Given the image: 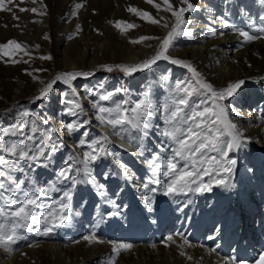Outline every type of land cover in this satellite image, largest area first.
Returning a JSON list of instances; mask_svg holds the SVG:
<instances>
[{"label":"bare ground","instance_id":"bare-ground-1","mask_svg":"<svg viewBox=\"0 0 264 264\" xmlns=\"http://www.w3.org/2000/svg\"><path fill=\"white\" fill-rule=\"evenodd\" d=\"M190 2L200 7L198 14L192 16L194 34L191 43L176 54L201 61L207 70L208 82L215 89L244 81L232 96L221 101L226 106L237 102L228 117L243 132L242 145L236 151L226 149L224 158L216 152L205 154L204 161H198L195 166L176 158L178 169L185 170L187 164L186 170L196 171L197 175L183 192L166 195L174 174L165 176L164 173L178 145L163 135L162 119L154 120V130L146 131V145L139 150L114 135L109 127L97 125L99 139L103 141L106 134L120 153L114 157L112 167L106 168L100 160L96 171L93 167L96 168L97 161L95 165L91 161L87 167L91 174L87 175L88 189L84 192H77L74 179L58 180L60 170L52 177L35 168L20 201L25 194L54 185L56 190L40 197L31 211L36 217L47 216L48 212L59 210V204L64 202L69 204L65 210L69 219L46 235L44 225L30 224L32 230L24 229L26 242L12 244L11 254L0 248V264H109V257L116 255L113 246L122 243L131 244L132 248L122 250L115 264H264L260 262L264 255V32L259 31L264 28V4L260 0ZM180 6L178 0L176 7ZM162 18L155 32L145 28V36L163 38L170 31L175 18L168 11ZM164 23L169 27H163ZM233 29L248 31L260 38L244 42ZM210 31L217 35L208 34ZM107 34L109 38L112 36L109 30ZM132 38L139 36L117 37L114 49L106 38L101 44H94L95 53H90L87 42L74 59L63 56L60 68L82 72L99 63H140L160 44L157 39L145 40L137 50L129 41ZM162 60L156 62L158 70L168 76L172 63L167 60L163 64ZM150 86L146 88L149 106L157 110L163 96L158 89L151 91ZM41 88L39 85L36 91ZM21 90L19 87L18 92ZM80 98L86 97L82 94ZM74 100L81 103L79 98ZM207 103L212 107L211 98H207ZM86 118L82 114L81 118L72 119L81 124ZM56 122L60 128L61 119ZM53 155L59 165L58 156ZM211 156L235 160L236 164L230 173L223 172L216 164L207 162ZM120 164L125 165L126 172H121ZM204 168L210 169L209 175L203 174ZM217 180L224 183L217 184ZM209 183L211 190L195 191L201 184ZM65 192L71 194V200L64 197ZM37 228L41 235L36 234ZM91 235L102 242L89 243L83 239ZM169 236L172 241L167 240Z\"/></svg>","mask_w":264,"mask_h":264},{"label":"rangeland","instance_id":"rangeland-1","mask_svg":"<svg viewBox=\"0 0 264 264\" xmlns=\"http://www.w3.org/2000/svg\"><path fill=\"white\" fill-rule=\"evenodd\" d=\"M63 1L11 0L9 2V0H5L4 9H0V44L7 43L9 40H16L22 46L20 49L10 47L4 50L7 54H0V129L8 128L12 125L17 126L16 135H10L5 138L4 142H0V156L5 155V143L24 144L35 151L37 145L43 140L45 147L44 155L36 161H16L15 170L11 172V175L14 179L24 183L15 196H12V193L7 190H0L3 196V199L0 200V205L6 203L9 198L14 199L17 203L20 202L22 190L31 182L30 174L35 168H40L45 175L53 177L58 170L65 168L68 164H72V177L76 182L77 192L86 191L88 183L85 165L79 161L83 160L82 153L92 152L93 148H104L103 153H96L97 159L92 163L95 165L97 161V164L96 168L93 167V169L98 171V161L100 160L106 168L112 167L114 157L120 155V153L117 152L110 140L106 142L99 139L97 125L109 127L112 132L120 131L121 126L113 129L110 125L101 124L96 118L99 113L93 107V104L111 109L119 106L121 110L128 109V115L131 116L133 114L130 110L148 96L147 86L151 85V91L158 89L156 91H159L163 96V103L157 110L149 106V110L152 113L151 117L146 118L149 127L147 129H133L130 125L123 126V139L139 150L146 145V131L150 130L153 132L154 120L157 117L162 119L163 132L168 127L165 123L167 112L164 109L171 103L176 83L181 82L182 85H186L189 81L194 83L192 74L182 65L172 64L173 69L169 71L168 79L165 81L166 72L158 70V63L130 75L115 67L112 71H107L100 67L101 65L114 66L119 64L117 62L99 63V65L82 71L92 72V75L87 77L80 76L74 79L71 81V86L63 81H57L46 97L35 99L39 95V91H36L39 85L44 87V84L50 82L60 72H70L60 68L63 56H67L68 59H74L75 55L85 48L87 42H89L90 53H95L94 44H101L106 38L111 42V47L114 49L113 42L117 37H125L128 34H137L139 37L145 36L146 27H150L154 32L157 30L156 26L160 23L152 24L147 22L136 14L129 12L127 10L129 7L146 11L158 21H161L162 16L166 13L164 10L166 6L163 4V0H154V3L161 5L160 9L154 7L153 4L147 3L146 0ZM177 1L170 0L174 7H176ZM77 4L82 5V7L76 8ZM20 8L28 10L21 12L19 11ZM33 8L36 9V12L30 11ZM198 11H200V7L196 5L194 11L185 13L184 19L189 22L186 25V30L190 31L191 35L194 34L192 16L198 14ZM14 17L18 19H14ZM110 21H125L127 24L136 25V27L128 29L122 25L121 28L125 29L122 33L113 23H109ZM77 25L80 26L79 31H77ZM108 30L112 33L110 38L107 37ZM45 35L49 39H44ZM191 35H182L176 38L171 46L170 53L167 55L171 58L190 62L201 73L203 79L208 82L206 77L207 70L201 61L184 54H176L180 48L183 49L191 43ZM69 36H72V38L69 39ZM131 40L135 39L132 38L129 41ZM141 43H131V45L134 48L137 47L138 50V47H141ZM36 45H39V48ZM156 51L157 49L154 48L148 58L154 55ZM48 55L52 58L48 60L41 59L42 56ZM12 61L16 62L13 63ZM161 62L165 64L168 61L163 59ZM37 69H46L47 71H36ZM160 83L163 84V87ZM19 87L22 89L21 93L20 91L18 92ZM73 89H75L77 94L75 96L73 95ZM108 92L113 93V96L108 101L99 99L100 95ZM82 94L85 95V99L80 98ZM74 98H79L82 106V111L74 109L77 113L75 116L81 118L82 114L87 115L84 123L76 124L72 119L74 115L68 114L67 109L70 107L74 108V106L66 104L64 101L74 100ZM207 98H211V93L193 97L197 102L200 100L207 101ZM232 103L233 105L230 102L226 106L228 112L234 109V105L237 102L234 101ZM207 105L208 103L205 106ZM58 118L61 119L60 128L56 122ZM45 119L48 120L47 124L43 123ZM33 123L39 128V131L35 134L31 131ZM68 123L76 125L72 132L65 128ZM29 135H34L32 141L27 140ZM229 139L230 137L227 135L222 137L224 141ZM81 141L84 143L81 144ZM221 146L223 147V145ZM53 147L55 148L54 151ZM88 148L90 151H88ZM235 149L237 150L238 147L233 150L236 151ZM209 153L212 152H206L205 154ZM53 154L58 156L57 159L61 162L59 165L55 162ZM216 155L221 158L219 153L216 152ZM5 158L7 157L5 156ZM90 163L86 166L87 172V167ZM77 169L80 171H77ZM0 222L6 224V230L10 227V223L2 218H0ZM17 231L21 237L25 238L17 239L14 244L26 242L27 233L24 229L21 228Z\"/></svg>","mask_w":264,"mask_h":264},{"label":"snow or ice","instance_id":"snow-or-ice-1","mask_svg":"<svg viewBox=\"0 0 264 264\" xmlns=\"http://www.w3.org/2000/svg\"><path fill=\"white\" fill-rule=\"evenodd\" d=\"M11 2V0H9ZM147 3L153 4L154 7L160 9L161 5L154 3V0H146ZM5 0H0V9H4ZM261 4H264V0H260ZM163 4L166 6L165 11L171 13L175 18V23L172 24L170 31L163 37H152V36H140L138 39L131 40L133 44L140 43L145 40L157 39L160 40L159 47L154 55L150 58L142 60L140 63L135 64H117V65H101L100 67L106 69L107 71H112L115 67L116 69L121 70L125 74H132L139 70H143L151 67L158 60H170L172 64L182 65L187 68L188 71L192 74L194 78V83L189 81L186 85H182L181 82H177L175 85L174 95L171 99L170 105L166 106L164 111L167 112L165 118V123L168 127L164 130L163 135L169 137L178 147L173 149V159L168 160L167 162V171H165V176H170L174 174V179L168 184L167 194L175 192H183L184 189L189 185L190 182H194L192 178L197 175L196 171H188L187 164L185 165V170L178 169V163L176 158H180L195 166L196 163L203 162L206 152H217L220 154L221 158L227 156V150H231L242 145L243 132L237 128V125L228 119V111L226 105L221 103L226 97L232 96L241 85L244 84L243 80L236 82H230L225 88L215 89L214 86L206 82L201 73L197 71L196 68L188 61L171 58L167 55L169 48L172 46L173 41L182 35H191L190 31L186 30V25L189 23L184 19L185 13L188 11H194L195 6L190 2V0H180V7H174L170 0H163ZM186 5V7H184ZM82 5L77 4L76 8H80ZM28 9L20 8L19 11L23 12ZM129 12L136 14L138 17L146 20L152 24H158L160 21L154 19L150 13L142 11L135 7H129L127 9ZM32 12H36V9H30ZM14 19H18L14 17ZM163 18H161L162 20ZM115 27L124 32V28H121L124 25L126 28L131 29L136 27L133 24H127L125 21H110ZM163 27L167 28L169 25L167 23L163 24ZM230 27V26H229ZM80 30V26L77 25V31ZM233 31H238L239 36L243 38L244 42H252L260 37L257 35L250 34L248 31H242L238 29H233ZM259 31L264 32V28L259 29ZM208 34L215 36L217 33L215 31H210ZM221 36L224 33H220ZM72 36H69L71 39ZM44 39H49L47 35L44 36ZM10 47H15L20 49L22 46L16 40H9L7 43L0 44V54H7L4 50L9 49ZM39 48V45H36ZM52 57L42 56L41 59L48 60ZM15 63L16 61H12ZM36 71H47L46 69H37ZM31 74V73H29ZM92 72H81V71H70V72H60L54 79L50 82L44 84L39 90V95L35 99H42L47 96L48 92L52 90L53 85L57 81H63L65 84L71 86V81L76 79L79 76H90ZM168 77L165 76L164 80L167 81ZM43 83V81H41ZM206 93H211L212 107L205 106L207 101L200 100L197 102L193 99L194 96L205 95ZM182 94V95H181ZM67 95V93H65ZM73 95H77L75 89H73ZM113 96L112 92L100 95L99 99L102 101H108ZM66 104H71L74 108L70 107L67 109L68 113L71 115H76L74 109H80L82 111L81 104L76 100H66ZM93 107L97 109L98 115L97 120L101 124L110 125L113 129H116L117 126H121L120 131H115L113 134L121 136L123 138V126L130 125L133 129H147L149 124L147 123L148 117H151L152 113L149 110V101L147 97L144 100H141L135 105L130 111L133 115L129 116L128 109L121 110L119 106L115 109L106 108L93 104ZM187 110V111H186ZM26 114V113H25ZM107 114V115H104ZM43 123L47 124L48 120L45 119ZM76 125L68 123L65 125V128L72 132ZM17 126L12 125L8 128L0 129V142H4L5 138L10 135H16ZM32 133L35 134L39 131V128L33 123L31 129ZM227 135L230 137L229 140L224 141L221 138ZM104 141H108V136L105 134L103 137ZM34 135H29L27 140L32 141ZM84 142L81 141V144ZM223 145V147L221 146ZM55 148L53 147V151ZM5 155L0 156V190H7L12 193V196H15L16 192L21 189L23 181H18L13 178L11 172L15 170V164L17 160H28L36 161L45 153L44 141L41 140L37 145L36 150L33 151L31 148H28L27 145L18 144V143H5L4 146ZM97 152L103 153L104 148L100 147L99 149L93 148L92 152H85L83 160L79 161L85 165V174L90 176L91 174L86 171V166L89 162L95 161L97 159ZM31 153V154H30ZM5 156L7 158H5ZM208 163L216 164L223 172L230 173L232 171V166L236 164L235 160H218L216 156L208 157ZM227 165V166H225ZM150 167H152L150 165ZM119 168L121 172H126V167L124 164H120ZM77 171H80L77 169ZM73 165L68 164L65 168H62L57 179L60 180H69L73 179L72 177ZM204 175L210 174V169H203ZM7 182V183H6ZM73 182H75L73 180ZM217 184H223V180L215 181ZM11 186V187H10ZM103 188V185H99ZM55 186L45 187L40 189L38 192L33 194H25V198L17 203L14 199L9 198L6 203L0 205V218H3L4 221L10 223V227L6 230V224L0 222V248H3L5 252L11 254L12 248L11 245L14 244L17 239L25 238L21 237L18 233V229H30V224H41L44 225L43 234H48L53 232L56 228H59L68 221L69 216L66 214L67 209H69V204L61 202L59 204V210L54 209L47 213V216L41 214L40 217H36L31 209L37 206V201L40 197L48 196L50 192L55 191ZM201 190H211V184H201L198 186L195 191ZM64 197L67 200H71V194L68 192L64 193ZM3 199L2 192H0V200ZM115 206V205H114ZM37 235H41L39 228L35 229ZM89 243L92 242H102L97 240L95 235L85 236L83 238ZM168 241H172L173 238L169 236ZM187 243V241H185ZM155 247V245H153ZM132 248L131 244L122 243L113 246V255L109 257V264H115V260L119 253L124 250L127 251ZM184 253H181L183 255ZM191 259V257H189ZM260 262H264V255H261Z\"/></svg>","mask_w":264,"mask_h":264}]
</instances>
